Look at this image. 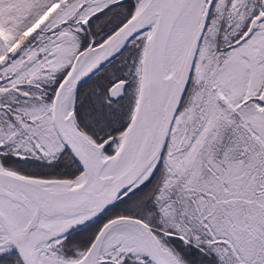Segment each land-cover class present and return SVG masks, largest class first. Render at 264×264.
<instances>
[{
	"label": "snow or ice",
	"instance_id": "6c2138e0",
	"mask_svg": "<svg viewBox=\"0 0 264 264\" xmlns=\"http://www.w3.org/2000/svg\"><path fill=\"white\" fill-rule=\"evenodd\" d=\"M0 264H264V0H0Z\"/></svg>",
	"mask_w": 264,
	"mask_h": 264
}]
</instances>
